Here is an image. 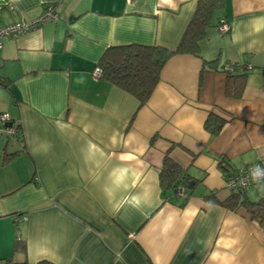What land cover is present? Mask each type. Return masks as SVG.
<instances>
[{
  "label": "crops",
  "instance_id": "0c3cea01",
  "mask_svg": "<svg viewBox=\"0 0 264 264\" xmlns=\"http://www.w3.org/2000/svg\"><path fill=\"white\" fill-rule=\"evenodd\" d=\"M11 2L0 25L47 4L57 17L0 50V112L20 125H0V264H264V229L222 204L224 168L264 159V0H223L200 56L172 54L141 106L95 76L97 61L109 46L175 49L197 0ZM229 62L251 65L238 97L220 69ZM210 112L224 119L214 135ZM165 154L191 189L162 191ZM246 196L264 197V179Z\"/></svg>",
  "mask_w": 264,
  "mask_h": 264
},
{
  "label": "trees",
  "instance_id": "16d2710c",
  "mask_svg": "<svg viewBox=\"0 0 264 264\" xmlns=\"http://www.w3.org/2000/svg\"><path fill=\"white\" fill-rule=\"evenodd\" d=\"M223 5V0H197L196 9L175 49L166 48L157 44L131 43L124 45L109 46L97 61L100 68V77L110 83L124 89L137 98L141 106L154 86L159 80L160 69L166 60L174 53L185 52L200 56V40L204 38L205 29L210 25L214 8ZM227 22V21H226ZM228 23V22H227ZM210 67L216 68L215 61H208ZM230 69L224 65L220 67L227 75L226 92L229 95L240 96L246 78L247 70L245 64L239 62L226 63ZM7 83L0 79V86ZM224 124V119L210 112L204 121V126L214 135L219 132ZM20 125L16 124L15 134L19 132ZM19 150L5 153L3 160L10 159ZM222 164V163H221ZM223 168V167H222ZM223 176L228 177L237 167L224 168ZM159 184L163 192L176 190L178 185H189L191 177L186 173L176 161L165 154L162 165L158 173ZM247 189V188H246ZM246 189H237L230 192L222 204L233 209L237 205L243 206L250 218L257 221L264 229V197L256 200H249L246 196ZM22 214V213H20ZM37 264H54L53 262L41 259Z\"/></svg>",
  "mask_w": 264,
  "mask_h": 264
},
{
  "label": "built area",
  "instance_id": "2783aa9c",
  "mask_svg": "<svg viewBox=\"0 0 264 264\" xmlns=\"http://www.w3.org/2000/svg\"><path fill=\"white\" fill-rule=\"evenodd\" d=\"M2 7H6L11 11H14L11 0H0V8ZM56 17L57 13L54 10L53 6L51 4H47L45 5L42 13L34 18L21 19L18 21L0 25V50L5 39L16 37L30 29L53 20ZM218 29L220 32H227L229 30V24L223 18H221L219 21ZM245 66L247 69L251 67L250 64H246ZM224 67L230 69V66L227 64ZM94 74L95 76H99L100 70L96 69ZM8 120H10L8 113L0 112V125H3V129L6 133L13 134L15 127L12 125H6V123H8ZM256 167L264 170V159H259L254 163L243 165L233 170L232 173H230L228 177L225 178L226 188L230 191L237 189H246L254 183L264 179V176L259 177L258 180L253 178L252 172Z\"/></svg>",
  "mask_w": 264,
  "mask_h": 264
},
{
  "label": "clouds",
  "instance_id": "9594fccd",
  "mask_svg": "<svg viewBox=\"0 0 264 264\" xmlns=\"http://www.w3.org/2000/svg\"><path fill=\"white\" fill-rule=\"evenodd\" d=\"M252 176L254 179H257L261 176H264V170H261L259 167H256L252 172Z\"/></svg>",
  "mask_w": 264,
  "mask_h": 264
},
{
  "label": "rangeland",
  "instance_id": "374dc122",
  "mask_svg": "<svg viewBox=\"0 0 264 264\" xmlns=\"http://www.w3.org/2000/svg\"><path fill=\"white\" fill-rule=\"evenodd\" d=\"M11 142H13V138H11Z\"/></svg>",
  "mask_w": 264,
  "mask_h": 264
}]
</instances>
